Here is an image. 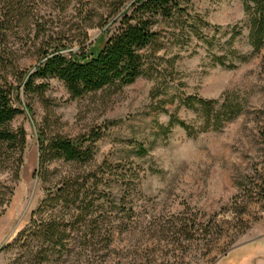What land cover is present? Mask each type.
<instances>
[{
	"label": "rangeland",
	"instance_id": "rangeland-1",
	"mask_svg": "<svg viewBox=\"0 0 264 264\" xmlns=\"http://www.w3.org/2000/svg\"><path fill=\"white\" fill-rule=\"evenodd\" d=\"M118 1L0 0V62L30 75L45 51L100 47L134 2L115 11ZM182 7L180 20L159 25L152 68L129 85L72 97L54 77L34 80L45 84L41 92L20 84L23 111L10 126L25 129L26 146L20 178L0 172V264H264V45L249 44L242 0ZM188 96L229 98L242 111L201 132L198 107L183 103ZM173 113L196 133L163 129ZM41 132L98 134L93 158L53 162L43 180ZM70 174H96L106 210L72 232L61 256L40 260L28 232L32 214Z\"/></svg>",
	"mask_w": 264,
	"mask_h": 264
},
{
	"label": "trees",
	"instance_id": "trees-1",
	"mask_svg": "<svg viewBox=\"0 0 264 264\" xmlns=\"http://www.w3.org/2000/svg\"><path fill=\"white\" fill-rule=\"evenodd\" d=\"M183 1L134 0L104 32L105 38L100 47L93 43L82 45L68 55L59 50L45 51L30 75L10 72L8 66L0 62V172H7L19 179L24 163L26 131L22 127L13 129L10 126L23 111L20 84H23L24 92H41L45 84L42 82L33 86L34 80L54 77L63 83L72 97H81L89 92L105 88L120 89L133 83L152 68L151 57L155 56L154 47L160 35L159 25L175 17L180 20L185 11ZM242 1L249 28L248 41L253 50L258 51L264 45V0ZM123 5L124 0H119L115 11H119ZM218 61L225 66L222 59ZM183 103L187 108L198 107L202 114L201 132L207 131L210 126L213 130L218 129L242 111V105L229 98L219 101L188 96ZM25 109L31 111L29 106ZM173 125H179L189 135L196 133L176 113L170 114L169 125L163 129ZM97 139L98 134L94 133L79 138L61 135L47 137L42 132L39 133L38 174L45 180L49 174V165L60 160L81 164L89 162L93 158L94 142ZM90 177L94 179L89 180ZM98 181L96 174H70L59 182L54 191H48L45 199L33 212L28 228L29 236L39 243L38 250L34 252L35 257L46 260L52 254L61 256L68 250L73 231H79L78 227L88 217L98 220L94 217L106 210L105 204L109 201L108 198L98 196ZM5 197L0 185V206L5 202ZM29 252L33 253L30 249Z\"/></svg>",
	"mask_w": 264,
	"mask_h": 264
}]
</instances>
